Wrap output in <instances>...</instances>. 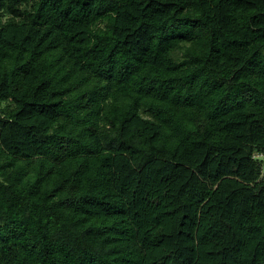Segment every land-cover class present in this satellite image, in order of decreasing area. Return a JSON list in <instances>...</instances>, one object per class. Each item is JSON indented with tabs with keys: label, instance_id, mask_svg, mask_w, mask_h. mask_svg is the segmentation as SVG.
I'll return each instance as SVG.
<instances>
[{
	"label": "trees",
	"instance_id": "1",
	"mask_svg": "<svg viewBox=\"0 0 264 264\" xmlns=\"http://www.w3.org/2000/svg\"><path fill=\"white\" fill-rule=\"evenodd\" d=\"M264 0H0V264H264Z\"/></svg>",
	"mask_w": 264,
	"mask_h": 264
},
{
	"label": "rangeland",
	"instance_id": "2",
	"mask_svg": "<svg viewBox=\"0 0 264 264\" xmlns=\"http://www.w3.org/2000/svg\"><path fill=\"white\" fill-rule=\"evenodd\" d=\"M264 167V166H263Z\"/></svg>",
	"mask_w": 264,
	"mask_h": 264
}]
</instances>
